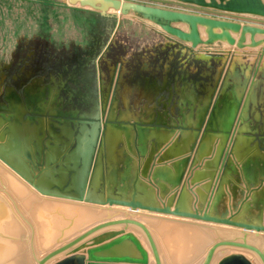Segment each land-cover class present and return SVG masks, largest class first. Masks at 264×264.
Segmentation results:
<instances>
[{
  "label": "crops",
  "instance_id": "crops-1",
  "mask_svg": "<svg viewBox=\"0 0 264 264\" xmlns=\"http://www.w3.org/2000/svg\"><path fill=\"white\" fill-rule=\"evenodd\" d=\"M84 10L92 11L99 14L96 17L103 18L116 9L110 8L107 13L89 8ZM173 26L179 27L176 24ZM181 29L189 31L187 25ZM232 36L239 39L238 34L232 33ZM203 38L206 39L207 35ZM262 38L256 37L257 40ZM171 39L185 44L189 51L209 52L208 54L205 52L206 55L202 53L209 64L214 60H220L218 78L222 75L223 84L216 104L211 103L215 92L214 73L210 75L208 73L206 81L200 84L197 81L199 73L182 71L179 62L171 55L168 57L171 60L166 61L167 66L163 70L157 66L141 72L136 71L138 73L134 76L128 72L127 75L120 77L116 89L118 99L123 102L111 105L109 118H104V108L98 105L91 110L99 112L96 120L92 113L82 111L79 113L82 112L84 115L78 113L64 117L60 139L50 136L52 127L44 128V133H47L44 136L47 138L41 140L40 149L29 152L30 162L26 165L27 171L34 179L49 177L46 178L45 188L42 187L46 191L55 190L59 186L67 188L72 183V186L75 185L72 190L75 192L78 189L77 191L81 192L83 191L81 187L85 184L86 194L95 192L91 195L95 199H104L111 195L114 198L122 196L130 201L136 194L138 196L136 199L144 204L154 206L169 204L172 209L181 205L183 201H188L187 211L194 212L196 207L209 208V214L218 218L242 214L248 204L247 218L252 214L255 217L252 222L256 223V219L263 215V224L264 137L255 136L257 131L255 129H258L262 122L256 113L258 104L264 96L262 92L264 53L261 47L237 49L226 41H215L193 48L191 43L174 36H171ZM248 43L250 36L246 40V44ZM204 48L206 50H203ZM151 64L153 62L150 66ZM235 86L238 87L236 93L239 94V99L234 92ZM13 95L19 100L16 90L9 93L0 87V153L11 162L19 163L22 160L23 144L18 142L16 128L21 126L22 117L20 111L18 112L20 106L13 104L11 100ZM1 97L5 100L2 101ZM132 97H135L136 102H131ZM221 98L227 99L228 106L236 104L238 99L232 123L227 126L230 130L224 140L221 138L211 140L209 155H201L205 139L222 133L220 128H226L225 123H216L212 118L216 109L224 105ZM7 103L11 108L9 113L6 110ZM200 111H204L202 119L198 117ZM250 113L255 118H251ZM44 119L51 125L52 122L47 115L43 117V121ZM73 124H76V130ZM202 128L208 129L205 135L200 134ZM64 129H68L70 133ZM95 131L93 150L89 153L88 144H91ZM4 135L9 136V141L3 137ZM82 136L84 137L81 139ZM100 138L102 146L100 150L99 148L96 150L95 146ZM212 163L214 165H211ZM38 164H41V167L36 170ZM91 184L94 187L89 192ZM125 189L126 196L123 192ZM149 196H152L155 202L148 201ZM253 207H261L259 215L255 214ZM247 218L245 222H251ZM169 223L178 222L159 220L158 223L149 222L147 226L149 229L151 227L150 230L157 237L158 231L163 226L167 227ZM66 224L71 222L67 221ZM178 224L179 227L170 224L166 235L170 237L182 232L187 236L192 232L195 235L201 234L204 238L197 242L194 251L185 249L187 245L185 239L188 240L186 236L182 237L183 241L180 244L171 245V252L167 251L170 249L168 245L160 243L164 263L202 264L208 250L214 244V239L219 235L211 228L190 223ZM207 232H210V235ZM220 236L222 239L227 238L222 234ZM217 239L220 241V238ZM178 249H181L179 253ZM228 254H219L216 263ZM172 256H177V259H172ZM151 260L154 263L152 256Z\"/></svg>",
  "mask_w": 264,
  "mask_h": 264
},
{
  "label": "rangeland",
  "instance_id": "rangeland-1",
  "mask_svg": "<svg viewBox=\"0 0 264 264\" xmlns=\"http://www.w3.org/2000/svg\"><path fill=\"white\" fill-rule=\"evenodd\" d=\"M121 1L179 10L171 5H162L158 2L149 0ZM85 8L93 9L81 4L73 5L68 0H0V87L9 93L16 90L19 100L15 99V95L11 97V100L13 104H18V106H20L18 112L20 111L19 113L22 117L20 118L21 126L16 128L18 142L23 144L22 160L19 163H11L22 175L28 178H32L26 166L30 162L29 152L31 150L34 151V149H40L41 140L47 138L44 136L47 134L44 133V128H48V126L52 127L50 136L60 139V132L62 126H64V121H62L65 119L64 117L74 116L75 114L78 115V113L82 111L90 114L92 113L95 115L94 119L96 120L99 112H93L91 110L98 105H102L104 108V118H109L111 114L109 108L111 105L117 102H123L120 98L118 99L116 88L118 87L120 77L127 75L128 72L130 75L134 76L136 75L135 73L146 70L147 68L152 69L159 66L160 70H163V68L167 66L165 64L166 61L171 60L168 57L174 55L173 59L179 62V68H181L182 71H194L199 73L197 81L200 84L206 81L205 77H207L206 75H208V73L209 75L214 73L213 75L216 77L214 82L215 92L212 96L211 103L214 102L216 104L219 100V95L221 93L220 89L223 84L222 75L218 78V69L221 64L218 63L220 60H214V62L209 64L206 60V56L202 54H205V52L208 54L209 52L189 51L187 46H184L185 44H180L172 40L171 36H169L156 21L150 20L134 11L122 14L120 10H113V13L109 16L100 18L96 17V15L98 16L99 14L84 10ZM175 24L180 28L186 27V24ZM217 31L220 32V30ZM199 32L204 42L201 45H204L206 44V40H208L207 28L200 26ZM230 33L232 35V32ZM206 35L207 38L204 39L203 37ZM262 39H264V37ZM235 40L238 41L237 39ZM218 41L227 42L225 39ZM245 45L243 49L252 47L250 43L246 44L245 42ZM232 47L237 48L236 45ZM259 47L262 49V46ZM203 50H206V48ZM152 62L153 64L150 66ZM237 90L238 87L235 86L234 92L236 93ZM262 92L264 94V82L262 84ZM236 95V98L239 99V94L236 93ZM238 99H236V104L228 106L227 99L221 98V102L224 105L216 109L212 118L216 123H225L226 128H220L222 133L214 134V136H209L211 137L210 139H205L201 147V155H209L210 142L213 138H221L222 140L226 138L227 132L230 130L227 126H230L232 123ZM1 100L3 101L5 98L1 97ZM135 100V97L131 98L132 103L136 102ZM157 103H159V101H157ZM258 105V112L256 114L257 118L261 119L262 122L261 126L255 129V131L257 130L255 136L264 137V96ZM47 109L48 111L46 112ZM6 110H8V113L11 111L9 105ZM82 112L79 114L84 115ZM46 115L52 122L51 125L48 120L44 119L43 121V117ZM250 116L251 118H255L251 113ZM198 117L202 119L204 117V111H200ZM35 125H38V127ZM73 126L76 130V124H73ZM207 130V128L200 129V134L205 135ZM213 130L218 131L217 129ZM237 130L238 129H236V131ZM64 131L70 133L68 129H64ZM86 131L88 130L86 129ZM93 134L91 144H88L89 153L93 150L92 145L96 137V131ZM3 137L9 141V136L4 135ZM83 137L84 136H82L81 139ZM52 145L54 146V144ZM101 146L102 142L100 138L95 149L97 150V148H99L100 150ZM211 165H214V163ZM39 167H41V164H38L36 170H38ZM12 177H16L19 184L25 189L24 195L18 196L20 198L19 200L16 199V205L19 206L22 215H20L21 211H17L18 208L14 205L12 199L6 194V191H8L6 188L10 187L8 178ZM46 178L44 176L43 178H37L38 180L36 178H32V180L42 189V187L45 188L46 186ZM5 180L8 181V184ZM0 186V200H3L4 203L8 201V203L13 206L11 208L7 205L12 216L16 219L14 223L15 229L13 228L9 231L15 236L17 249L14 254L12 252V254H10L11 256L9 255L6 258L7 260L9 259L8 263L5 262L3 264H16V261L17 263L19 261L18 264H37V259H41L51 250L78 237L85 230L104 220L110 219L116 221L132 217L123 212L126 211L130 213L132 211L131 209L115 205L112 207L109 205L103 206L105 210L101 213L93 210L89 206L85 207L78 204H72V206L68 205L70 206V210L68 211L69 214H64L62 213L63 211L60 210H54V203L41 202L40 198L33 194L30 189L35 191L39 196L42 195L1 160ZM42 190L46 191L45 189ZM123 192L125 194L126 189ZM94 193L95 192L91 195ZM136 198H138V196H136ZM147 199L152 203L155 202L152 196H149ZM183 202L178 208L182 211H187L186 208L188 209L189 202ZM247 206L242 214H234V220L240 218L238 221L245 222L248 214ZM41 208L51 211L52 217L50 216L49 219H43L39 216L40 214H36ZM65 208L66 207H64V209ZM11 210H13V212ZM253 210L255 214L259 215L261 207H253ZM86 213L89 214L90 217L88 216V218L83 219ZM135 213L138 214L136 218L142 223H158L161 219L178 223H190L191 225L213 229L215 234L219 235L216 237L220 238V241L224 240L220 236L221 234L227 236L225 239H245L250 244L256 245L264 251V233H260V236H256V232H246L245 230L222 224L197 222L190 219H181L141 210ZM61 214H64L65 217L61 216ZM262 216L256 219V224H262ZM33 219H36L37 223L39 222L38 224L41 230H44L45 225L47 228H50L52 235L48 240L49 242L46 241L47 234L44 235L43 230H40L39 234L34 228L35 222ZM247 219L252 222L255 217L251 214V217L248 216ZM43 220H45V223ZM67 221L71 222V224H66ZM42 222L44 225H42ZM178 223H169L167 227H169L170 224L179 227L180 224ZM30 225H32L33 228ZM167 227L163 226L160 230L158 229L157 237L152 233L159 248L160 255V243L168 245L170 249H167V251L171 252V245L173 243L180 244L183 241L182 237L186 236L181 232L178 233V235L169 237L166 235L168 231ZM207 234L210 235V232H207ZM6 236L13 238L8 235ZM187 237L188 240L185 239V243H187L188 246L186 245L185 249L189 248L191 251H194L198 245L197 242L204 238L201 234H197L196 239L191 234H188L186 238ZM217 238L214 239V243L218 242L219 239ZM2 241L5 243L14 242V240L11 241V239L8 238L2 239ZM178 250L179 253L181 249ZM223 250L225 252L218 250L216 259L219 258V254L240 252L233 249V247L230 248V251L228 248H224ZM248 255L253 257L255 261L257 260L256 263L260 264L259 260L254 257L252 253ZM176 257L177 256H172V259H177ZM162 262L165 264L163 259Z\"/></svg>",
  "mask_w": 264,
  "mask_h": 264
},
{
  "label": "water",
  "instance_id": "water-1",
  "mask_svg": "<svg viewBox=\"0 0 264 264\" xmlns=\"http://www.w3.org/2000/svg\"><path fill=\"white\" fill-rule=\"evenodd\" d=\"M71 4H81L91 7L99 12L107 13L110 8L120 10L122 14L134 11L144 17L156 21L161 28L169 35L174 36L184 42H190L193 48L203 44L199 27L207 28L208 40L206 44L225 39L237 48L243 49L246 45V38L250 36L252 47L262 46L264 53V39L257 40V36L264 37V0H149L162 5H171L179 10L161 8L157 6L145 5L136 2H123L121 0H68ZM190 11V12H185ZM175 23L186 24L189 31L173 26ZM220 30V32H215ZM239 34L236 41L231 33ZM94 146V144L92 145ZM92 153V152H91ZM0 160L20 175L29 185H31L40 195L54 198L60 202H73L78 205L91 206H122L132 211L144 210L150 213L162 214L178 218L190 219L203 223L223 224L237 227L246 232H256L259 236L264 233V223L242 222L234 220V214L226 218H218L209 214V208H195L192 211H182L176 206L174 209L170 205L154 206L147 205L136 200V194L132 200L128 201L124 197L114 198L108 195L104 199L92 198L91 194H86V185H82L83 191L74 192L70 185L67 188L59 186L57 189L42 190L32 178L22 175L5 155L0 153ZM88 164V163H87ZM88 167V165H87ZM90 185L88 191L93 189ZM99 207V208H102ZM122 229H112L115 227ZM129 226H136L142 234L154 257V263L150 260L149 251L146 249L141 239L133 231H127ZM110 228L112 231H110ZM109 236V237H107ZM60 241V240H58ZM91 244H89V243ZM222 247H234L240 252L223 256L216 264H256L254 260L246 257L241 251H248L261 260L264 264V253L257 247L243 241H218L208 250L202 264H213L216 252ZM37 264H163L159 248L151 231L141 222L133 218L120 220H104L81 235L51 250Z\"/></svg>",
  "mask_w": 264,
  "mask_h": 264
},
{
  "label": "bare ground",
  "instance_id": "bare-ground-1",
  "mask_svg": "<svg viewBox=\"0 0 264 264\" xmlns=\"http://www.w3.org/2000/svg\"><path fill=\"white\" fill-rule=\"evenodd\" d=\"M16 178V177H15ZM15 178H8L9 179V182L7 181V180H5L6 181V183L8 182L10 185V187H8V188H6L8 191H6V194L10 197V199H12V201H13V203H14V205L16 206V208H18L17 209V211L19 210V212L21 211L20 210V208H19V206H17L16 205V199H20L18 196H22V195H24L23 193H25L24 192V188L19 184V182L17 181V178L15 179ZM4 181V182H5ZM5 183V184H6ZM7 183V184H8ZM1 187V186H0ZM30 191L33 193V194H35V195H37L39 198H40V200H41V202H49L50 204H52V203H54V206H55V208H54V210H57V211H63L62 213H64V214H69L68 213V211L70 210V206H72V204H75V203H73V202H69V204H67L68 202H60L59 200H56V199H51V198H46V197H42V196H39L35 191H33L32 189H30ZM3 199V198H2ZM5 200H7V199H5ZM56 203V204H55ZM57 204H59V205H57ZM7 205H9L11 208L13 207L10 203H8V201H7V203H4V201L3 200H0V264H3V263H8V260L6 259L10 254H12V252H13V254L15 253V251H16V249H17V245L15 244V241H16V239H15V236L14 235H12V233H10V231L9 230H11V229H15V225H14V223H15V221H16V219L12 216V213L10 212V210L8 209V207H7ZM60 205H64V206H60ZM68 205H70V206H68ZM81 205V204H80ZM23 206V205H22ZM83 206V205H82ZM86 206H89L90 208H92L93 210H95V211H97V212H99V213H101L102 211H104L105 209L102 207V206H91V205H85V207ZM64 207H66L65 209H64ZM67 207H69V208H67ZM99 207H102V208H99ZM25 208V207H24ZM56 208H59V209H56ZM25 210H27V209H25ZM100 210V211H99ZM108 210H111V209H108ZM12 212H13V210H11ZM37 211V210H36ZM66 211V212H65ZM141 211H144V210H141ZM48 212H50V213H48ZM125 214H127V215H129V216H132V217H129V218H133L134 220H136V221H139V219H137L136 218V216L138 215L137 213H135L136 211H131L130 213L129 212H126V211H123ZM147 212V211H146ZM21 214L20 215H22V211L20 212ZM36 214H40L39 216H41L43 219H49V217L51 216V211H47V209H40L39 210V212H36ZM64 214H61V216H64ZM14 215H15V213H14ZM52 215H53V212H52ZM88 216H89V214H85V216H83V219L84 218H88ZM140 216V215H139ZM52 217V216H51ZM65 217V216H64ZM90 217V216H89ZM178 218V217H177ZM181 219H185V218H181ZM19 220V219H18ZM162 220V219H161ZM33 221L35 222L34 223V228L37 230V232L40 234V230H41V228L39 227V222L37 223V221H36V219L34 220L33 219ZM168 221V220H167ZM171 221V220H170ZM43 222L45 223V220H43ZM42 222V225H44V223ZM49 222V221H48ZM139 222H141V221H139ZM162 222V221H161ZM142 223V222H141ZM145 223H146V225H145ZM145 223H143L147 228H148V222H145ZM151 223V222H150ZM223 225V224H222ZM31 227H32V225H30ZM161 226V225H160ZM226 226H228V225H226ZM43 227V226H42ZM120 227V226H119ZM122 228H123V226H121ZM33 228V227H32ZM40 228V229H39ZM118 227H115V228H112V229H117ZM237 228V227H236ZM49 229V230H48ZM112 229L110 228V231H112ZM149 229V228H148ZM150 229H151V227H150ZM149 229V230H150ZM240 229V228H239ZM43 230V229H42ZM41 230V231H42ZM193 230V229H192ZM241 230H243V229H241ZM35 231V230H34ZM44 235L45 234H47V242H49L48 240L50 239V236L52 235V233L50 232V228H47V226L45 225L44 226ZM127 231H133L134 233H135V235H137L140 239H141V241H142V243L144 244V246L146 247V249L149 251V254H150V260H151V256L153 257V255H152V252L150 251V248H149V246L147 245V243H146V241H145V239H144V235L142 234V232L140 231V229H138L136 226H129L128 227V230ZM151 231V230H150ZM189 232H190V229L188 230ZM202 231V230H201ZM185 232V231H184ZM187 232V231H186ZM33 233H35V232H33ZM32 233V234H33ZM152 233V232H151ZM261 233H263V232H261ZM49 234V235H48ZM140 236H139V235ZM188 234H191L192 236H194V237H197V234L195 235L194 233H192V232H190V233H188ZM236 234V233H235ZM237 234H243V233H237ZM245 234H248V233H245ZM244 234V235H245ZM251 234V233H250ZM6 235H8V236H11V237H13V238H9V237H7ZM209 235V234H208ZM240 235V236H241ZM249 235V234H248ZM2 236L4 237V238H2ZM239 236V235H238ZM251 236V235H250ZM255 236V235H254ZM260 236V235H259ZM36 237H37V235H36ZM42 237V236H41ZM107 237H109V236H107ZM5 238H8V239H11V241L12 240H14V242H10V243H5L4 241H2V239H5ZM43 238V237H42ZM248 238V237H247ZM259 238V237H258ZM31 239V238H30ZM74 239V238H73ZM235 240H238V239H235ZM249 240V239H248ZM252 240V239H251ZM221 241H233V239L232 240H230V239H224V240H221ZM238 241H243V239H241V240H238ZM247 243H249L248 241H246ZM31 244V243H30ZM250 244V243H249ZM63 245V244H62ZM251 245H253V244H251ZM31 246V245H30ZM253 246H255V247H257L260 251H262L263 253H264V251L262 250V249H260L258 246H256V245H253ZM211 248V247H210ZM224 248H228V250L230 251V248H232V247H222V248H219V251H222V252H225L223 249ZM233 249H236V248H234L233 247ZM237 251H240V250H238V249H236ZM229 251H227V252H229ZM160 252V251H159ZM218 252V251H217ZM217 252H216V254H217ZM244 255H246V257H248V258H251L252 260H254V258L253 257H250L248 254H250V252H248V251H241ZM216 254H215V257H214V260H213V264H216V261H217V257H216ZM17 255V254H16ZM254 255V254H253ZM11 256V255H10ZM254 257H256L258 260H259V262H260V264H262V262H261V260L259 259V257H257L256 255H254ZM154 258V257H153ZM162 259V258H161ZM37 260H39V259H37ZM36 261V260H35ZM152 261V260H151ZM257 261V260H256ZM256 261L254 260V262L256 263ZM15 262V261H14ZM153 262V261H152ZM155 262V261H154ZM16 264H18L19 263V261H18V263H17V261L15 262ZM163 263V262H162ZM256 264H258V263H256Z\"/></svg>",
  "mask_w": 264,
  "mask_h": 264
}]
</instances>
